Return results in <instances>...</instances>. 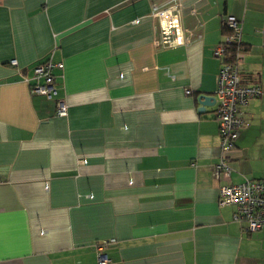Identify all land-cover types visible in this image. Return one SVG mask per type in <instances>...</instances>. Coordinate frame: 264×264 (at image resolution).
Here are the masks:
<instances>
[{"label": "crops", "instance_id": "crops-1", "mask_svg": "<svg viewBox=\"0 0 264 264\" xmlns=\"http://www.w3.org/2000/svg\"><path fill=\"white\" fill-rule=\"evenodd\" d=\"M170 2L0 0V264H97L109 239L112 264H264V229L218 204L223 183L264 182V0H179L186 43L155 44L150 11ZM226 15L262 93L214 177ZM47 60L63 64L53 98L31 92Z\"/></svg>", "mask_w": 264, "mask_h": 264}, {"label": "built area", "instance_id": "built-area-1", "mask_svg": "<svg viewBox=\"0 0 264 264\" xmlns=\"http://www.w3.org/2000/svg\"><path fill=\"white\" fill-rule=\"evenodd\" d=\"M181 5L179 0H171L166 7H152L150 16L156 20L161 28V36L155 44L175 46L186 43V32L180 19ZM225 30L223 39L213 49V55L221 59V66L217 77L215 90L216 110L215 117L218 121L221 158L212 166V175L228 177L230 167L226 163V153L233 149L238 131L244 126L240 116L241 107L249 99L262 93L257 84H246L241 81L240 63L245 56V49L241 40V22L232 15L222 19ZM229 48L232 50L229 51ZM10 64L16 65V59H11ZM62 63L47 60L38 63L33 68L31 92L46 98L57 95V86L54 83L53 70L62 68ZM186 94L190 89L186 88ZM67 106L62 100L56 101V115L65 116ZM218 204L220 206L234 207L233 220L244 222V230L253 232L264 229V182L257 179H245L239 183H223L218 187ZM114 239L103 240L95 243L97 264H112L105 252L107 243Z\"/></svg>", "mask_w": 264, "mask_h": 264}, {"label": "water", "instance_id": "water-1", "mask_svg": "<svg viewBox=\"0 0 264 264\" xmlns=\"http://www.w3.org/2000/svg\"><path fill=\"white\" fill-rule=\"evenodd\" d=\"M198 101L201 104V107H199V110H202L205 105L210 103H215V98L213 96H206V95H199Z\"/></svg>", "mask_w": 264, "mask_h": 264}, {"label": "trees", "instance_id": "trees-1", "mask_svg": "<svg viewBox=\"0 0 264 264\" xmlns=\"http://www.w3.org/2000/svg\"><path fill=\"white\" fill-rule=\"evenodd\" d=\"M232 50V48H229V51ZM244 83V82H243Z\"/></svg>", "mask_w": 264, "mask_h": 264}]
</instances>
